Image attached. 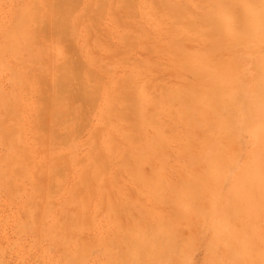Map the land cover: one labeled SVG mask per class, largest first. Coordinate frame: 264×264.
<instances>
[{"label":"rangeland","instance_id":"rangeland-1","mask_svg":"<svg viewBox=\"0 0 264 264\" xmlns=\"http://www.w3.org/2000/svg\"><path fill=\"white\" fill-rule=\"evenodd\" d=\"M0 264H264V0H0Z\"/></svg>","mask_w":264,"mask_h":264},{"label":"bare ground","instance_id":"bare-ground-1","mask_svg":"<svg viewBox=\"0 0 264 264\" xmlns=\"http://www.w3.org/2000/svg\"><path fill=\"white\" fill-rule=\"evenodd\" d=\"M239 1H240V0H237V2H239ZM252 1H253V0H252ZM241 3H242V2H241ZM121 5H122V4H121ZM221 5H222V4H221ZM262 5H263V4H262ZM138 18H139V17H138ZM197 21H198V20H197ZM129 22H130V21H129ZM138 24H139V23H138ZM199 25H200V24H199ZM197 26H198V25H197ZM197 26H196V27H197ZM205 26H206V25H205ZM198 27H199V26H198ZM200 27H201V26H200ZM189 30H190V29H189ZM144 31H145V30H144ZM136 33H137V32H136ZM207 34H208V33H207ZM142 36H143V35H142ZM134 39H135V38H133L132 40H134ZM143 43H144V42H143ZM143 43H142V44H143ZM148 44H150V43H148ZM126 59H127V58H126ZM79 66H80V65H79ZM151 70H152V69H151ZM95 71H96V70H95ZM197 72H198V71H197ZM130 79H131V78H130ZM86 81H87V80H86ZM86 81H84V82H86ZM132 81H133V78L131 79V82H132ZM65 82H67V81H65ZM68 82H69V81H68ZM87 82H88V81H87ZM87 82H86V84L88 85ZM124 82H126V81H124ZM127 82H129V81H127ZM118 83H119V82H118ZM129 83H130V82H129ZM133 83H134V82H133ZM124 84H125V83H124ZM64 85H65V84H64ZM125 85H126V86H125ZM125 85H124L125 88H123L124 86H121V84H120V85H119V86H121L120 89H121V88H122V89H128V88H126V87L129 86V85H131V83L128 84V85H127V83H126ZM134 85H135V83H134ZM65 86H67V85H65ZM82 86H83V89H84V85H82ZM77 87H78V86H77ZM85 87H87V86H85ZM80 88H81V87H80ZM83 89H82V91H84ZM85 89H86V88H85ZM114 90L116 91V89H114ZM78 91H79V90H78ZM82 91H81V92H82ZM120 91H121V90H120ZM120 91H119V92H120ZM113 92H114V91H113ZM113 92H112V93H113ZM116 92H117V91H116ZM119 92H118V93H119ZM121 92H122V91H121ZM78 93H79V92H78ZM83 93H85V92H83ZM86 93H87V92H86ZM86 93H85V94H86ZM123 93H124V92H122V94H123ZM109 94H110V93H109ZM122 94H121V95H122ZM82 95H83V94H82ZM119 95H120V93H119ZM80 96H81V95H80ZM80 96H79V97H80ZM115 96H116V95H115ZM122 96H123V95H122ZM109 97H110V95H109ZM116 97H117V96H116ZM116 97H115V99H116ZM88 98H89V97H88ZM119 98H120V97H119ZM119 100H120V99H119ZM127 101H128V100H127ZM127 101H126V102H127ZM118 103L121 104V102H119V101H118ZM70 105H71V104H70ZM114 105H115V104H114ZM126 105H128V104H126ZM134 105H135V104H134ZM128 106H129V105H128ZM85 107H86V106H85ZM115 107H117V106L115 105ZM122 107H123V106H122ZM129 108H130V107H129ZM113 109H114V106H113ZM115 109H116V108H115ZM126 109H127V108H126ZM129 110L131 111V109H129ZM135 110H136V109H135ZM112 112H113V110H111V113H112ZM122 113H123V112H122ZM112 114H113V113H112ZM110 115H111V114H110ZM116 116H117V115H116ZM127 116H129V115H127ZM104 117H105V116H104ZM109 117H111V116H109ZM118 117H120V116H118ZM118 117H116V118H118ZM104 119H105V118H104ZM111 119H113V118H111ZM115 120H116V119H115ZM122 121H123V120H122ZM114 122H115V121H114ZM116 122H117V120H116ZM124 122H125V119H124ZM108 123H109V122H108ZM120 123H121V120H120ZM117 124H118V122H117ZM124 124H125V123H124ZM126 124H128V123H126ZM126 126H127V125H126ZM119 128H120V127H119ZM124 128H126V127H124Z\"/></svg>","mask_w":264,"mask_h":264}]
</instances>
